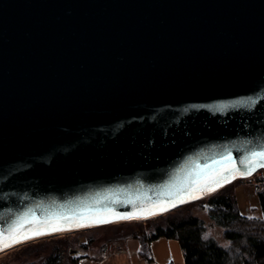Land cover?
<instances>
[{"label":"water","instance_id":"95a60500","mask_svg":"<svg viewBox=\"0 0 264 264\" xmlns=\"http://www.w3.org/2000/svg\"><path fill=\"white\" fill-rule=\"evenodd\" d=\"M261 151L264 0H0L5 245L159 217Z\"/></svg>","mask_w":264,"mask_h":264},{"label":"trees","instance_id":"16d2710c","mask_svg":"<svg viewBox=\"0 0 264 264\" xmlns=\"http://www.w3.org/2000/svg\"><path fill=\"white\" fill-rule=\"evenodd\" d=\"M256 195L260 217L240 213L230 183L205 198L156 218L77 232L70 244L62 238H43L23 248L43 246L32 253L41 250L44 253L38 258V264H79L81 259L101 264L106 259L105 244L134 240L138 243L136 256L145 264H153L150 244L163 238L177 242L184 264H264V187ZM206 230L211 234L206 235ZM99 232L104 235L98 237ZM69 249L77 252L69 254Z\"/></svg>","mask_w":264,"mask_h":264},{"label":"rangeland","instance_id":"374dc122","mask_svg":"<svg viewBox=\"0 0 264 264\" xmlns=\"http://www.w3.org/2000/svg\"><path fill=\"white\" fill-rule=\"evenodd\" d=\"M232 188L234 190V194L237 199L238 208H239L240 213L245 216L260 217L261 212L258 206V200H257V195H256L257 190L251 184V181L248 180L247 178L246 179L241 178V179L234 180L232 182ZM141 221H144V220H141ZM82 231H85V230H79V231H74V232H69V233H61L58 235L47 236L43 238H54V239L62 238L64 243L70 244L74 241V237H73L74 234L77 232H82ZM103 233L104 232L102 233L99 232L97 236L102 237L104 235ZM205 234L206 235L211 234L210 230L209 231L206 230ZM86 236L87 235H84V237ZM43 238H39V239H43ZM39 239H36V240H39ZM123 243L124 242L119 243V244H114V243L105 244L104 255L106 256V259L101 264H112V262L114 261V256L118 255V253H120V249L124 248L125 244ZM25 244L14 247L11 250H6V252L5 251L0 252V264H38V258L41 257L44 253L42 252V250L39 251V253L34 254V255L32 253L35 252L36 250L41 249L43 246L31 247L29 249H26V248H23ZM79 264H96V263H94L93 261H89L88 259H81ZM153 264H158V263L153 262Z\"/></svg>","mask_w":264,"mask_h":264},{"label":"crops","instance_id":"0c3cea01","mask_svg":"<svg viewBox=\"0 0 264 264\" xmlns=\"http://www.w3.org/2000/svg\"><path fill=\"white\" fill-rule=\"evenodd\" d=\"M123 249L114 256L112 264H145L136 256L138 243L134 240L124 242ZM150 253L153 262L158 264H184L181 250L173 240L157 239L150 244Z\"/></svg>","mask_w":264,"mask_h":264},{"label":"snow or ice","instance_id":"6c2138e0","mask_svg":"<svg viewBox=\"0 0 264 264\" xmlns=\"http://www.w3.org/2000/svg\"><path fill=\"white\" fill-rule=\"evenodd\" d=\"M219 108H224L226 107V105H220L218 106ZM253 156L257 157V161L255 162L256 166L259 167H264V163H261L262 161H264V151H261L259 153H253ZM241 164L244 163V161H240ZM253 169L250 168L249 169V174ZM221 180H223L224 182H228V178L227 176H224L220 173H217L216 176L209 178L208 180H206L202 185L199 186V191L203 192L205 190L208 191H212L214 190L211 185L215 184L216 186H222L221 185ZM196 198V197H193ZM183 202V201H182ZM175 206V205H173ZM161 211H166L167 209L165 208H161ZM151 214H155L154 212H152ZM121 219H132V218H137V217H133L131 214L125 215V214H119ZM98 223H108L110 222L107 219H100L97 221ZM43 227H38L36 229L32 230V236H42V235H46L49 234V229L52 232H58V231H62L64 230L60 225L58 224H50L47 220L43 221ZM77 226L79 227H84L86 226L83 223L78 224ZM32 236H28V235H13L10 236L9 239L14 242V243H20L23 240H28L31 239ZM11 243L5 245L4 244V236H3V232H0V250H3L4 247H11Z\"/></svg>","mask_w":264,"mask_h":264},{"label":"built area","instance_id":"2783aa9c","mask_svg":"<svg viewBox=\"0 0 264 264\" xmlns=\"http://www.w3.org/2000/svg\"><path fill=\"white\" fill-rule=\"evenodd\" d=\"M247 179L251 181V184L257 191H260L264 187V170H258L257 173L255 172L253 175L247 177Z\"/></svg>","mask_w":264,"mask_h":264},{"label":"bare ground","instance_id":"6f19581e","mask_svg":"<svg viewBox=\"0 0 264 264\" xmlns=\"http://www.w3.org/2000/svg\"><path fill=\"white\" fill-rule=\"evenodd\" d=\"M69 232H74V231L72 230V231H64V232L52 233V234H50V235H46L45 237H47V236H53V235H58V234H61V233H69ZM40 238H43V237H40ZM36 239H39V238L30 239V240H28V241H25V242L19 243V244H17V245H14V246H11V247H8V248H5V249H3V250H0V252H2V251H5V252H6V250H11V249H13L14 247L20 246V245H22V244L28 243V242L33 241V240H36Z\"/></svg>","mask_w":264,"mask_h":264}]
</instances>
